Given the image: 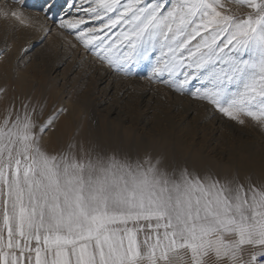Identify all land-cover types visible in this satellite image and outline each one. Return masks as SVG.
I'll return each mask as SVG.
<instances>
[{
	"label": "snow or ice",
	"instance_id": "6c2138e0",
	"mask_svg": "<svg viewBox=\"0 0 264 264\" xmlns=\"http://www.w3.org/2000/svg\"><path fill=\"white\" fill-rule=\"evenodd\" d=\"M26 6L5 0L0 18L43 40L53 28ZM68 9L54 18L45 8V20L115 74L146 72L264 132V0H71ZM54 119L38 123L27 105L0 118V264H264V180L75 137L50 148Z\"/></svg>",
	"mask_w": 264,
	"mask_h": 264
},
{
	"label": "rangeland",
	"instance_id": "374dc122",
	"mask_svg": "<svg viewBox=\"0 0 264 264\" xmlns=\"http://www.w3.org/2000/svg\"><path fill=\"white\" fill-rule=\"evenodd\" d=\"M26 1L37 6L24 12L34 19L45 8L54 18L71 14V0ZM2 20L0 118L8 109L23 112L27 105L38 123L55 117L44 136L50 148L75 137L133 157L159 155L199 173L264 180V132L250 121L240 125L228 120L205 102L143 79L146 72L115 74L79 44L73 47L74 40L60 37L51 20L55 30L43 40L31 28ZM24 41L35 44L29 49ZM25 48L29 50L21 53Z\"/></svg>",
	"mask_w": 264,
	"mask_h": 264
},
{
	"label": "bare ground",
	"instance_id": "6f19581e",
	"mask_svg": "<svg viewBox=\"0 0 264 264\" xmlns=\"http://www.w3.org/2000/svg\"><path fill=\"white\" fill-rule=\"evenodd\" d=\"M8 2L10 3L11 0H8ZM4 3H5V0H0V6H3ZM33 4H34V3H30V2H27V1H26V5H27V6L24 8V12L27 13V14H28V13L30 14L31 11L35 10V9L37 8V6H34ZM14 6L17 7V8L21 7V6L18 5V4L14 5ZM50 11H51V10H50ZM34 13H35V12L32 13L33 16L35 15ZM41 13H42V12H41ZM48 13H49V12H48ZM37 14H38V12H37ZM39 14H40V13H39ZM36 16H37V15H36ZM50 16H51V15H50ZM38 17H39V20H40V21H42V22H44V23H47L48 25H51V22L49 21L50 19H49V20H45L44 13L38 15ZM34 18H35V17H34ZM36 19H37V18H36ZM2 21H4V20H2ZM5 21H6V20H5ZM8 22H9V21H8ZM6 23H7V22H6ZM0 24H1V23H0ZM8 24H9V23H8ZM4 25H5V23H4ZM53 30H55V29H53ZM30 31H31V30H30ZM28 33H29V32H28ZM52 33H53V32H52ZM26 34H27V33H26ZM38 34H39V33H38ZM55 34H56V33H55ZM55 34H54V36H58V35H55ZM32 35H33V34H32ZM51 35H52V34H51ZM51 35H50V36H51ZM29 36H31V35H29ZM34 36H35V35H34ZM34 36H33V37H34ZM25 37H26V36H25ZM36 37H37V36H36ZM27 38H28V37H27ZM53 39H54V38H53ZM20 40H21V39H20ZM20 40H19V41H20ZM30 40H31V39H30ZM34 40H35V39H34ZM36 40H37V39H36ZM37 41H38V40H37ZM37 41H36V42H37ZM12 42H13V41H12ZM20 42H21V41H20ZM26 42H27V41H26ZM14 44H15V43H14ZM24 44L27 45L28 48L30 49V48H32V47L34 46L35 43H34V41H33V42L31 41L29 44H26L25 41H24ZM16 46H17V45H16ZM27 46H25V47H27ZM17 47H18V46H17ZM19 50H20V49H19ZM13 51H14V49H13ZM22 52H24V51H21V53H22ZM13 54H14V53H13ZM16 54H18V53H16ZM16 54H15V57H16ZM23 54H24V53H23ZM23 54H20L19 57H21ZM28 55H29V54H28ZM30 56H31V55H30ZM17 57H18V56H17ZM19 57H18V58H19ZM26 57H27V56H26ZM27 59H29V57H27ZM25 60H26V59H25ZM78 60H79V59H78ZM99 69H100V68H99ZM101 71H102V70H101ZM109 75H110V73H109ZM101 78H102V77H101ZM99 81H100V80H99ZM101 82H102V81H101ZM106 83H107V82H106ZM111 83H112V82H111ZM99 84H100V83H99ZM108 84H109V83H108ZM108 84H107V85H108ZM102 101H103V100H102Z\"/></svg>",
	"mask_w": 264,
	"mask_h": 264
}]
</instances>
